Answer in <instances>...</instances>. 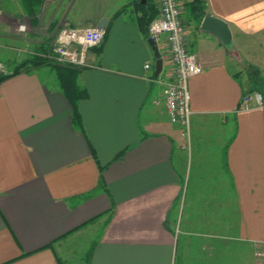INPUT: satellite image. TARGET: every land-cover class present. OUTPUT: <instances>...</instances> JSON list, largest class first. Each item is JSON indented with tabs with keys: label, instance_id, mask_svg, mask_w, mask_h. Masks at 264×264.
Instances as JSON below:
<instances>
[{
	"label": "crops",
	"instance_id": "obj_1",
	"mask_svg": "<svg viewBox=\"0 0 264 264\" xmlns=\"http://www.w3.org/2000/svg\"><path fill=\"white\" fill-rule=\"evenodd\" d=\"M204 2L232 44L203 30L205 17L183 18L204 68L189 82L188 138L164 100L167 37L157 78L137 0H0L7 74L64 31L106 32L89 67L39 66L0 84V264H84L90 253L88 264H264V110H242L264 94V0Z\"/></svg>",
	"mask_w": 264,
	"mask_h": 264
},
{
	"label": "built area",
	"instance_id": "obj_2",
	"mask_svg": "<svg viewBox=\"0 0 264 264\" xmlns=\"http://www.w3.org/2000/svg\"><path fill=\"white\" fill-rule=\"evenodd\" d=\"M158 6L159 16L152 22L149 34L156 41L163 36L167 37L175 67V78L166 84L164 100L172 124L182 127L184 135L189 138L192 117L189 82L193 77L201 75L204 68L199 58L187 48L186 27L180 0H158ZM105 34V30L98 27L64 31L43 59L73 68L89 67L88 53L103 43ZM0 74H7V68L1 62ZM242 110L263 111L264 94L260 92L247 94L242 101ZM256 255L264 263V241Z\"/></svg>",
	"mask_w": 264,
	"mask_h": 264
},
{
	"label": "trees",
	"instance_id": "obj_3",
	"mask_svg": "<svg viewBox=\"0 0 264 264\" xmlns=\"http://www.w3.org/2000/svg\"><path fill=\"white\" fill-rule=\"evenodd\" d=\"M143 1L144 0H137L138 7H140L142 9V16L139 18V26H140V29L142 30V32L144 33L146 39H150L151 37L149 34V28H150L152 22L158 17L159 10L156 9L154 6L148 7L149 6L148 2L150 0L145 1L147 4H143ZM190 11L192 12V14H194L196 16V18L198 20H202L206 15V5H205L204 0H193L190 3ZM39 66H53V67L57 68L58 70H62L63 68L76 70V68H73V67L54 64V63L49 62L43 58L34 57V58H31V59L21 63L19 66H17L16 70L12 74H0V84L4 83L8 79H10L16 75L21 74L24 71H27L30 68L39 67ZM66 79L63 82V88H64V91H65L67 97L69 98V100L72 103V106L74 108V112L76 113L75 106H76V103H77L76 101L79 98V96L77 95L76 90L74 88H72V86L67 82ZM74 123L76 124V126L82 127L81 126V119L77 116V113L74 116ZM91 255H92V253L88 254V256H87L88 261L91 258Z\"/></svg>",
	"mask_w": 264,
	"mask_h": 264
},
{
	"label": "water",
	"instance_id": "obj_4",
	"mask_svg": "<svg viewBox=\"0 0 264 264\" xmlns=\"http://www.w3.org/2000/svg\"><path fill=\"white\" fill-rule=\"evenodd\" d=\"M145 1L146 0H144V2ZM100 28L104 29V26H101ZM202 29L205 31H211V32L218 34V36L220 37V39L223 41V43L226 46H230L232 44V38H231L230 31L228 29V26L224 22L217 20L215 18H212L210 16H206L203 21ZM148 43L155 54L156 77L158 78L162 72L163 61H162L161 54L157 46V41L153 38H150L148 40Z\"/></svg>",
	"mask_w": 264,
	"mask_h": 264
},
{
	"label": "rangeland",
	"instance_id": "obj_5",
	"mask_svg": "<svg viewBox=\"0 0 264 264\" xmlns=\"http://www.w3.org/2000/svg\"><path fill=\"white\" fill-rule=\"evenodd\" d=\"M192 1L193 0H180V6H181V9H182V18L187 19V22H190V23L192 22V21H189V20H191L190 3ZM190 25H192V24H190ZM0 62H3V61L0 59ZM15 67H16V65L12 64V63L11 64H7V66H6V68H8L10 71H13L15 69ZM87 256H88V254H84V256H83L84 258H83L82 261H83L84 264H88Z\"/></svg>",
	"mask_w": 264,
	"mask_h": 264
}]
</instances>
